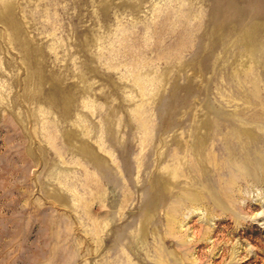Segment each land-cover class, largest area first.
I'll return each instance as SVG.
<instances>
[{"label":"rangeland","instance_id":"rangeland-1","mask_svg":"<svg viewBox=\"0 0 264 264\" xmlns=\"http://www.w3.org/2000/svg\"><path fill=\"white\" fill-rule=\"evenodd\" d=\"M263 162L264 0H0V264H264Z\"/></svg>","mask_w":264,"mask_h":264},{"label":"clouds","instance_id":"clouds-1","mask_svg":"<svg viewBox=\"0 0 264 264\" xmlns=\"http://www.w3.org/2000/svg\"><path fill=\"white\" fill-rule=\"evenodd\" d=\"M257 191H261L260 189H257ZM257 215H261V213H258ZM262 227H264V225H261Z\"/></svg>","mask_w":264,"mask_h":264},{"label":"bare ground","instance_id":"bare-ground-1","mask_svg":"<svg viewBox=\"0 0 264 264\" xmlns=\"http://www.w3.org/2000/svg\"><path fill=\"white\" fill-rule=\"evenodd\" d=\"M249 136V135H248ZM252 138V137H251ZM196 143V142H195ZM200 143H202V142H200ZM262 163V162H261ZM264 163V162H263ZM264 165V164H263ZM254 172V171H253ZM258 173V172H257Z\"/></svg>","mask_w":264,"mask_h":264}]
</instances>
